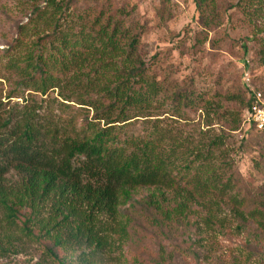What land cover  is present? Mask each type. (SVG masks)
Masks as SVG:
<instances>
[{"label":"trees","instance_id":"16d2710c","mask_svg":"<svg viewBox=\"0 0 264 264\" xmlns=\"http://www.w3.org/2000/svg\"><path fill=\"white\" fill-rule=\"evenodd\" d=\"M207 2L196 0L198 10ZM253 3L251 15L263 11L264 0ZM24 6L33 26H21L4 51L0 77V259L36 246L44 264H66L69 252L91 264L117 240L133 248L129 264H172L170 254L146 248L142 237L166 240L172 224L196 234L183 250L198 259L208 252L198 232H223L217 218L224 207L241 226L253 225L254 241L264 243V183L247 182L233 160L213 165L217 143L191 151L194 162L180 167L188 141L156 115L167 109L185 120L183 110L197 108L230 136L252 105L248 86L207 98L159 78L140 53L139 22L115 0H25ZM252 81L264 94V82ZM55 105L67 118L55 120ZM141 120L148 126L128 131ZM253 132L264 137V130L251 126ZM253 162L264 175V153ZM166 176L185 188L134 198L135 190L156 187Z\"/></svg>","mask_w":264,"mask_h":264},{"label":"rangeland","instance_id":"374dc122","mask_svg":"<svg viewBox=\"0 0 264 264\" xmlns=\"http://www.w3.org/2000/svg\"><path fill=\"white\" fill-rule=\"evenodd\" d=\"M207 1L204 12L198 10L196 0H115V3L118 6L124 5L139 22L142 29L140 53L151 66L152 73L159 78L168 77L169 81L176 82L183 88L187 86L197 88L205 93L207 98L217 93L231 95L238 87L244 90L247 87V74L251 81L264 82V60L261 57V51L264 50V9L258 11L256 15H251L255 11L254 0ZM24 2L25 0H4L0 10V77L5 71L4 51L18 37L21 26L25 27L28 24L29 28L33 26L32 11L26 10ZM44 6L42 4V7ZM253 23L258 29L252 26ZM28 36L32 39V34ZM36 37L34 36V39ZM254 87L259 88L261 84ZM49 110L51 111L50 108ZM52 110L56 121L61 116L67 118L65 114L60 113L57 105ZM156 115H162L160 118L164 119L161 122L163 127L174 129L188 141L180 150L182 159L180 167L186 169L193 161L191 151L206 152L211 144L217 143L219 146L212 150L213 154L210 157L213 165L218 166L233 160L236 170L247 182L257 186L264 183V175L255 170L253 162L264 153V137L255 138L258 134L256 132L249 135V129L243 124L244 113L241 116L240 130L231 133L230 136H227L223 123L217 122L214 118L212 120L197 108L183 110L185 120H175L176 118L167 113V109ZM143 123L142 120L135 122L128 131L133 133L138 128L140 130L148 126ZM222 135H226L227 139H223ZM244 139H247L246 144H243ZM189 143L190 150L187 152L184 149ZM158 153L161 156L168 154L162 150H158ZM175 181L180 183L178 179ZM181 187L185 188L183 182L179 186L171 177L166 176L156 187L135 190L134 198L141 200L151 194H166L169 197L173 191ZM217 219L224 220L223 232H220V228L217 231L212 229L213 231L198 232L199 237L206 241L208 248V252H204L202 258H193L187 250H183L191 243H195L196 234L183 231L173 224L165 227L168 234L166 240L160 237L157 241L142 236L144 244L148 245L145 247L150 250L162 247L171 255L172 264L263 263L264 243L254 241L257 233L253 225L241 226L242 220L226 207L222 209ZM132 251L133 248L121 246L116 240L91 264H129L128 258L131 256L127 252ZM66 255L68 259L66 264H89L79 260V252H69L65 253ZM43 260L42 250L35 246L19 255L10 254L7 258L0 259V264H44ZM47 264L51 262L48 261Z\"/></svg>","mask_w":264,"mask_h":264},{"label":"built area","instance_id":"2783aa9c","mask_svg":"<svg viewBox=\"0 0 264 264\" xmlns=\"http://www.w3.org/2000/svg\"><path fill=\"white\" fill-rule=\"evenodd\" d=\"M247 86L251 90V96L253 102L251 107L244 112L243 124L249 129L251 126L255 128L256 131L264 130V94L260 91L255 90L250 82L249 75H246Z\"/></svg>","mask_w":264,"mask_h":264}]
</instances>
